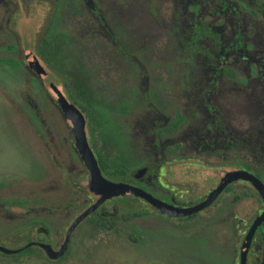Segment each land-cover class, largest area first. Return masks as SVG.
<instances>
[{"label": "flooded vegetation", "instance_id": "obj_1", "mask_svg": "<svg viewBox=\"0 0 264 264\" xmlns=\"http://www.w3.org/2000/svg\"><path fill=\"white\" fill-rule=\"evenodd\" d=\"M50 6L33 55L62 78V90L50 84L56 99L41 93L69 130L79 163L72 169L87 180L84 202L75 208L84 211L101 195L89 188V169L57 92L81 113L105 179L177 208L203 202L225 181L208 206L190 215L170 216L144 195L125 193L103 200L81 222L106 217L116 226L153 216L170 221L173 229L182 227L188 238L196 233L209 242L210 224L227 223L239 241L230 264H239L242 241L254 225L246 264H264V0H51ZM0 7V49L6 52L0 68L14 71L22 65L10 25L16 3L0 0ZM24 60L37 81L26 54ZM70 66H78L79 75L65 83ZM242 202L250 213L236 223L235 208ZM7 203L17 204L0 206ZM125 204H137L138 215L122 217L129 211ZM54 210L30 208L20 217L41 211L48 220ZM157 228L138 227V236H156Z\"/></svg>", "mask_w": 264, "mask_h": 264}, {"label": "rangeland", "instance_id": "obj_2", "mask_svg": "<svg viewBox=\"0 0 264 264\" xmlns=\"http://www.w3.org/2000/svg\"><path fill=\"white\" fill-rule=\"evenodd\" d=\"M13 1L16 7L10 25L18 38L20 50L16 56L22 65L14 71H9L3 65L0 68V203L13 200L17 204L0 206V241L10 248H16L19 243L9 240L6 230L14 229L12 227L21 219L20 216L30 208L51 207L55 210L48 213V221L54 229L51 236H45L44 241L48 243L50 240L52 247L58 249L65 232L84 209L75 208L74 205L84 202L87 180L77 174L76 168L72 169V163L77 167L79 163L71 148L69 130L60 125L62 120L58 110L49 105V97L41 93L42 90L56 99L50 84L62 90V78L39 56L35 58L37 64L32 67L37 81L31 79V71L24 69L27 63L24 55L27 52L35 53L51 9V0ZM5 53L1 48L0 55L5 57ZM55 61H58L56 56ZM67 75L65 83L79 75L78 66H70ZM65 136H68L67 142L63 140ZM45 143L48 144V152ZM65 205L68 208H64ZM123 207L129 211L139 208L137 204H125ZM39 212L41 217L46 216L45 212ZM235 213L236 223L238 218L247 219L250 213L247 202L237 205ZM133 225L143 229L158 227L160 233L156 236L146 233L141 242L135 243L128 236ZM115 227L118 231H103L94 224L81 222L71 234L68 256L62 264H203L201 261H190L192 256L189 254L194 253L196 247L186 245L185 238H182L184 234L180 232L182 227L173 229L170 221L150 216L144 221L118 222ZM198 228H194L197 233L200 232ZM36 234L34 229L31 237L34 239ZM208 236L212 247L216 246L217 256L220 254L230 262L232 249L238 250L239 241L232 237L227 223H211ZM185 249L189 254L184 257L190 260L180 257ZM31 264L45 262L34 259Z\"/></svg>", "mask_w": 264, "mask_h": 264}, {"label": "water", "instance_id": "obj_3", "mask_svg": "<svg viewBox=\"0 0 264 264\" xmlns=\"http://www.w3.org/2000/svg\"><path fill=\"white\" fill-rule=\"evenodd\" d=\"M27 60L31 67L37 64L34 55L31 54L30 52H27ZM57 95H58V104L61 106L65 117L69 119L72 124L71 129L74 134L75 146L78 149V152L82 160L85 162V164L87 165L89 169V176H88L89 188L91 191L97 194H100L101 198L95 204L91 205L90 207L82 211L81 214L73 221V223L71 224V226L69 227L68 231L65 234L63 242L60 244L58 249H54L52 246H50L48 243H45V242H29L25 244L23 247H27L31 244L37 245L44 251L47 258L51 260L58 259L66 251L70 234L74 230V228L87 215H89L100 202L112 196L123 195L125 193H133L135 195H144L148 199V201H150L154 206L159 208L162 212H166L170 216H186V215H190L208 206L216 198L219 192L222 190L225 181L221 183L212 192H210L207 198L203 202L195 206L188 207V208H177L169 204H166L162 201H159L153 198L152 196H150L149 194L135 187H132L124 183L112 182V181L105 179L100 174V171L92 155V152L87 144V141L85 138V132H84V119L81 113L72 104H69L64 99V97L60 95L59 92H57ZM253 228H254V225L251 227V229L248 231V233L246 234L245 238L242 241L240 251H239V264H246V252L249 247L251 232ZM23 247L8 248V247L0 245V252L7 254V255L15 254L21 251Z\"/></svg>", "mask_w": 264, "mask_h": 264}, {"label": "trees", "instance_id": "obj_4", "mask_svg": "<svg viewBox=\"0 0 264 264\" xmlns=\"http://www.w3.org/2000/svg\"><path fill=\"white\" fill-rule=\"evenodd\" d=\"M138 215V211H128L122 217L125 219H131ZM94 224L103 231H110L112 229L117 230L115 227V219L114 218H106V217H97L93 219ZM14 229H7L6 235L9 240H12L15 243H19L16 248L23 247L25 244L29 242H45V236H51L54 227L51 225L50 221L45 220V218L41 216H28L25 215L23 218L18 219L15 224ZM36 229V237L33 239L31 237L32 231ZM138 227L133 226L132 232L128 233L130 239L135 242H141L140 235L138 236ZM185 235V232H182ZM182 235V238H185L186 245L193 244L196 247L194 253L189 254L188 250L181 251V259H186L188 257H184L185 255L192 256V260L188 258L190 261H194L198 263L201 261L203 264H230L228 260L218 254H216V246L212 247L211 242L207 241L206 238H202L198 236L196 233H192V237L188 238ZM37 238H41L38 240ZM49 239V238H48ZM50 240H48L49 242ZM211 245L210 247H206V243ZM0 244L7 245L5 242L1 241ZM71 241L67 246L64 254L56 260H51L46 257L44 251L37 245L31 244L27 247H23L21 251L15 254H4L0 252V264H31L34 259H42L45 264H62L64 260L67 259L68 249ZM51 245V243H50ZM52 246V245H51ZM201 259V260H200ZM200 263V262H199Z\"/></svg>", "mask_w": 264, "mask_h": 264}]
</instances>
